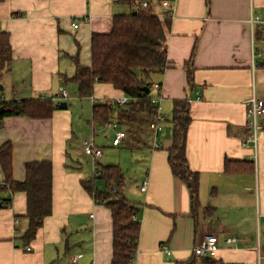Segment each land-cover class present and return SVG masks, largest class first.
Instances as JSON below:
<instances>
[{"label":"crops","instance_id":"0c3cea01","mask_svg":"<svg viewBox=\"0 0 264 264\" xmlns=\"http://www.w3.org/2000/svg\"><path fill=\"white\" fill-rule=\"evenodd\" d=\"M118 1L6 0L0 4V30L10 34L13 47L10 71L0 80V98L30 100L56 96L60 88L66 89L63 76L75 74L70 57L78 56L83 65H89L92 34H108L115 17L131 15L135 9ZM171 3H154L156 14L171 20L168 67L152 76L162 87L165 121L157 133L147 127L140 147L149 148L148 168L135 188L125 183L123 189L139 205L140 234L132 264L187 261L205 234L218 238L219 249L212 256L216 260L258 264L261 256L260 264H264V130L256 146L245 143L247 101L253 96L264 100V25L250 23L256 16L264 22V0H176L173 11L168 10ZM75 22L78 28L73 27ZM155 94L152 89L151 96ZM120 96L108 85H97L95 94L87 98L92 108L87 122L91 134L86 139L94 138L97 145L96 137L103 134L106 145H97L100 148H128L129 135L114 146L116 131L108 127V123H118V105L112 101ZM95 99L115 108L112 122L92 123ZM174 101H187L191 106L186 158L191 171L199 175L201 209L196 222L189 190L173 176L169 164ZM259 120L264 122V112ZM74 129L68 107L59 108L48 119L6 117L2 121L0 145L13 144V178L24 181L25 164L42 160L52 162L54 178L53 213L30 243L24 240L26 195L2 193L3 199H12V206L0 207V264H111V210L81 186L87 177L73 166L69 150ZM227 161L238 170L226 171ZM117 165L124 171L121 162ZM146 179L148 188L142 192ZM3 180L0 166V183ZM208 207L214 209L212 216L203 212ZM230 237L240 241L228 245L225 241ZM28 245L31 251L26 250ZM163 246L171 255L162 251Z\"/></svg>","mask_w":264,"mask_h":264},{"label":"trees","instance_id":"16d2710c","mask_svg":"<svg viewBox=\"0 0 264 264\" xmlns=\"http://www.w3.org/2000/svg\"><path fill=\"white\" fill-rule=\"evenodd\" d=\"M5 1L0 0V4ZM136 1H147L148 7H137ZM153 1L119 0V4L135 8L132 14L115 17L108 34L93 33L90 42V64L83 65L78 56H71L70 59L75 65V74L70 78L63 76L66 84L72 83L76 86L77 95L81 99L92 97L97 85H108L121 96L129 98V102L124 107H117L116 122L126 127V135L130 137L128 143L130 148L140 147L153 115L151 98L156 94L151 96V90L156 83L152 81V76L165 71L168 67L167 40L171 20L168 17L162 19L155 12L154 3L161 4L166 0ZM12 59L11 36L6 31L0 30V80L10 71ZM186 68L190 78L192 61L186 64ZM145 88L150 90L148 95L144 91ZM58 105L52 95L30 100L6 101L0 98V107L6 110L0 114V128L6 117L52 118L59 109ZM113 111L108 101L94 104L92 123L102 125L112 122ZM190 111L191 106L187 101H174L171 120L173 145L169 150V164L173 176L184 182L189 190L191 214L196 222L201 209L199 175L191 171L186 158L187 133L191 123ZM12 158L13 144L7 141L0 145V166L4 175V180L0 183V207L12 205V199L1 197L3 192L26 195L25 217L28 220V228L24 240L30 243L37 238L46 219L53 213V164L47 160L26 163V178L18 182L13 178ZM93 164V177L82 179L81 186L96 202L104 204L111 210L114 230L111 264H132L137 253L140 234V222L137 218L139 205L130 201L123 192L126 176L120 166L102 165L98 162ZM225 169L238 170L235 164L229 161L226 162ZM98 183L103 184L102 189L98 187ZM203 212L212 216L214 209L208 207ZM198 261H204L206 264H233L216 260L214 257H199L194 253L189 260L175 264H196Z\"/></svg>","mask_w":264,"mask_h":264},{"label":"built area","instance_id":"2783aa9c","mask_svg":"<svg viewBox=\"0 0 264 264\" xmlns=\"http://www.w3.org/2000/svg\"><path fill=\"white\" fill-rule=\"evenodd\" d=\"M173 4L171 3L168 5V10L173 11L175 8V2L176 0L172 1ZM135 5L140 8H146L148 7V2L147 1H142V2H135ZM167 6V5H165ZM250 23L252 26L256 24H263L264 22L261 20L260 17L256 16L250 20ZM74 28H78L77 23H73ZM161 85L160 84H155L153 89L156 92V95L151 98V103L153 106V115L152 118L149 121L148 124V129L153 132L157 133L161 129V124L165 121L164 116L161 114ZM69 97L68 91L65 88H60L58 95L54 96V100L57 101H66ZM99 99H95L94 103L96 104ZM129 102V98L125 96H120L116 98L115 100L112 101L113 105H118V106H124ZM264 112V100L260 99L256 96L251 97L247 101V115H248V122H247V131L248 134L246 135L245 138V143H252L255 146L258 144V139H259V133L264 130V122H260L259 118L262 116ZM108 127L112 128L116 131L115 137L113 139V145L118 146L125 138H126V132L125 130H120L118 123L112 122L108 123ZM83 145V150L86 156L92 159L93 163H96L98 159H100L103 155V150L102 148L98 147L95 144L94 138L91 139H85L82 143ZM96 173V171H95ZM148 188V180L146 179L140 190L142 192H146ZM12 205H8L7 207L10 208ZM93 217V215H91ZM18 223V220H16ZM218 238L215 234H205L197 243V245L193 249V253L196 256L199 257H212L213 255L216 254L218 251V245H217ZM240 239L237 237H230L226 239V244L232 245L236 244L239 242ZM27 251H31L32 248L30 246H26ZM162 251L166 253L167 255H171V250L163 246ZM262 260V257L259 256V261L258 264H260ZM75 263L76 261L73 260Z\"/></svg>","mask_w":264,"mask_h":264},{"label":"rangeland","instance_id":"374dc122","mask_svg":"<svg viewBox=\"0 0 264 264\" xmlns=\"http://www.w3.org/2000/svg\"><path fill=\"white\" fill-rule=\"evenodd\" d=\"M9 86L7 85L3 92H8ZM66 89L69 92V97L65 101L68 103V110L71 111L73 116V124H74V134L69 140L71 144L69 146V150L71 155L73 156L74 163L73 166H77L80 170V173L84 175V177H91L93 174L92 171V162L91 159L85 155L83 150L82 141L88 137H90V133L88 134V123L91 120V108L92 103L90 99L87 98H79L77 95L76 86L72 83L67 84ZM48 96H51L49 94ZM63 101H57V103H61ZM117 110V109H116ZM114 108V112L116 111ZM114 117V116H113ZM98 130V129H97ZM97 132V131H96ZM103 134L96 137V143L98 146L106 145L103 142L106 139H101ZM103 148V155L98 162H104L107 165H117L118 163H122L124 167V172L126 174V178L128 181V187H134L138 184V179L143 176L144 171L148 168L149 161V148L148 147H139V148H120V149H111L108 147ZM100 160V161H99ZM70 165L72 162L69 163ZM98 187L102 188V184L98 183ZM264 238V232H263ZM64 259V256H62Z\"/></svg>","mask_w":264,"mask_h":264},{"label":"water","instance_id":"95a60500","mask_svg":"<svg viewBox=\"0 0 264 264\" xmlns=\"http://www.w3.org/2000/svg\"><path fill=\"white\" fill-rule=\"evenodd\" d=\"M3 89V86L0 85V90ZM145 93L148 95L150 93V90L148 88H145L144 89ZM59 108L61 109H66L68 106H67V103L66 102H62L58 105ZM6 110L3 108V107H0V114H2L3 112H5ZM209 258V257H207Z\"/></svg>","mask_w":264,"mask_h":264},{"label":"bare ground","instance_id":"6f19581e","mask_svg":"<svg viewBox=\"0 0 264 264\" xmlns=\"http://www.w3.org/2000/svg\"><path fill=\"white\" fill-rule=\"evenodd\" d=\"M97 165H98V164H97ZM97 165H96V166H97ZM97 168H98V166H97ZM99 174H100V173H99ZM92 177H93V176H92Z\"/></svg>","mask_w":264,"mask_h":264}]
</instances>
